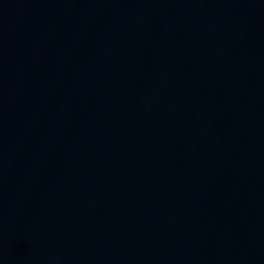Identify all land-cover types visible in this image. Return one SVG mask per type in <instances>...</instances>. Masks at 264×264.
Wrapping results in <instances>:
<instances>
[{
    "label": "water",
    "instance_id": "obj_1",
    "mask_svg": "<svg viewBox=\"0 0 264 264\" xmlns=\"http://www.w3.org/2000/svg\"><path fill=\"white\" fill-rule=\"evenodd\" d=\"M0 264H264V0H0Z\"/></svg>",
    "mask_w": 264,
    "mask_h": 264
}]
</instances>
